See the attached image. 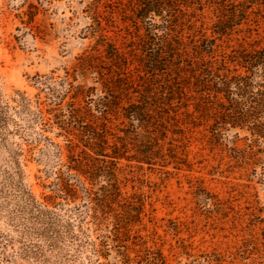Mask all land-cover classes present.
<instances>
[{"label":"rangeland","instance_id":"1","mask_svg":"<svg viewBox=\"0 0 264 264\" xmlns=\"http://www.w3.org/2000/svg\"><path fill=\"white\" fill-rule=\"evenodd\" d=\"M166 2L168 36L138 0H0V264H264V133L197 83L264 0Z\"/></svg>","mask_w":264,"mask_h":264},{"label":"trees","instance_id":"2","mask_svg":"<svg viewBox=\"0 0 264 264\" xmlns=\"http://www.w3.org/2000/svg\"><path fill=\"white\" fill-rule=\"evenodd\" d=\"M167 0H138L139 9L137 16L146 18L156 12L163 18L165 36H168L170 18L163 15ZM245 12L240 13L244 16ZM167 17V18H166ZM206 52H213V47L202 48ZM237 62V66L230 68L223 61L222 67L213 68L207 65L197 77L201 97L205 101L216 103L219 112L222 113L224 122H232L238 125H248L257 134L264 133V45L249 49L238 50L229 59ZM206 65V64H205ZM130 116H133L130 114ZM114 187V184L110 182ZM108 187L102 194L92 196L94 218L103 219L105 203L109 199Z\"/></svg>","mask_w":264,"mask_h":264}]
</instances>
